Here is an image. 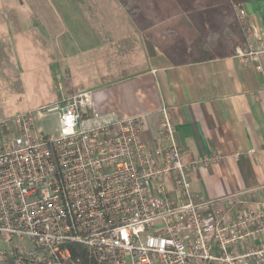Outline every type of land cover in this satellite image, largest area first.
I'll return each instance as SVG.
<instances>
[{
    "label": "built area",
    "instance_id": "1",
    "mask_svg": "<svg viewBox=\"0 0 264 264\" xmlns=\"http://www.w3.org/2000/svg\"><path fill=\"white\" fill-rule=\"evenodd\" d=\"M247 50L236 53L256 60ZM90 95L37 109L58 113L57 136L36 127L34 111L0 118V264H264V241L252 243L264 210L238 194L196 197L189 168L218 157L183 162L171 107L159 109L150 144L143 115L87 114Z\"/></svg>",
    "mask_w": 264,
    "mask_h": 264
},
{
    "label": "crops",
    "instance_id": "2",
    "mask_svg": "<svg viewBox=\"0 0 264 264\" xmlns=\"http://www.w3.org/2000/svg\"><path fill=\"white\" fill-rule=\"evenodd\" d=\"M241 5L251 36H244V48L237 47L247 52V45L252 44L259 52L256 60H245L235 49L232 55L175 64L158 48L148 54L143 32L117 0H0L5 79L8 85H24L29 74L30 79L44 81L51 71L49 60L34 62L26 55L43 54L48 37H67L76 51L85 48L92 54L91 66L97 58L94 55H100V69L80 70L78 74L76 70L82 66L78 63L64 68L65 75L62 69L56 76L51 72L59 87L57 96L49 97L90 91L87 114L143 115L141 137L150 144L158 141L159 109L171 107L183 162L218 157L208 165L189 168L196 197L211 200L238 194L247 207L264 210V0ZM233 11L241 24L234 5ZM181 18L187 43L207 31L213 32L215 40L216 33L226 26L214 11L205 9ZM113 45L123 55V67L129 72L118 70L108 58L114 53ZM202 46L188 49L200 52L206 47ZM34 69L37 74H33ZM261 241L264 231L252 238L253 244ZM242 246L236 249L240 251ZM244 264L254 263L248 260Z\"/></svg>",
    "mask_w": 264,
    "mask_h": 264
},
{
    "label": "trees",
    "instance_id": "3",
    "mask_svg": "<svg viewBox=\"0 0 264 264\" xmlns=\"http://www.w3.org/2000/svg\"><path fill=\"white\" fill-rule=\"evenodd\" d=\"M250 0H117L135 26L143 32V40L149 55L155 48L167 54L175 64L210 60L235 54L237 46L245 47L242 25L234 15L233 5ZM200 9L214 11L226 21L220 34L199 33L196 39L187 43L181 24L183 14L198 13ZM215 43V44H214ZM206 47L200 52L188 46ZM85 117V115H83Z\"/></svg>",
    "mask_w": 264,
    "mask_h": 264
},
{
    "label": "rangeland",
    "instance_id": "4",
    "mask_svg": "<svg viewBox=\"0 0 264 264\" xmlns=\"http://www.w3.org/2000/svg\"><path fill=\"white\" fill-rule=\"evenodd\" d=\"M45 41L46 48L43 54H28L26 57H29L28 59H32L34 62H44V59H46V61L49 60V70L51 69L49 72L51 76L48 75L49 73L46 74L45 80L43 81L40 78L30 79L28 74L27 78L25 77L24 79V83H32L33 85H8L5 79V68L7 67L5 62L6 55L0 54V118L11 116L16 112H21L23 110L33 109L30 111H34L36 127L45 134H53L57 136L59 134L58 113L55 111H44L42 115L37 114L38 108L51 105L56 98H61L49 97L52 94L56 95L55 92L59 87H57L58 81L54 79L52 73L56 76L57 71L60 72L61 69L63 70L64 68L70 69L72 65L76 66L78 63L82 65L80 67L78 66L79 68L76 70L78 74H80V70H84V73H87L88 70H91L92 68L100 69V67H98L100 63V55H94L97 58L94 59L93 67L91 66L92 63L89 61L92 54L86 53L85 48H79L78 51H76V49L71 47L67 37L59 39L48 37ZM112 51H114V53H110L111 55H108V58H111L110 60L115 63L118 70L122 71L125 69L126 73L129 72L127 68L123 67V61L125 60L123 55L118 53L116 45L112 46ZM30 70L28 71L29 73ZM66 73L67 70H63L62 74L65 75ZM33 74H37L35 69ZM4 247L5 243L0 238V249Z\"/></svg>",
    "mask_w": 264,
    "mask_h": 264
}]
</instances>
